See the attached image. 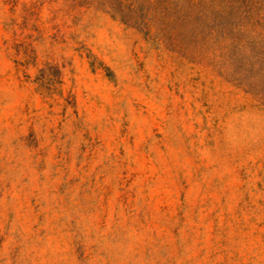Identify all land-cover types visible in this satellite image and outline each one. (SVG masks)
<instances>
[{
  "label": "rangeland",
  "instance_id": "obj_1",
  "mask_svg": "<svg viewBox=\"0 0 264 264\" xmlns=\"http://www.w3.org/2000/svg\"><path fill=\"white\" fill-rule=\"evenodd\" d=\"M0 264H264V0H0Z\"/></svg>",
  "mask_w": 264,
  "mask_h": 264
}]
</instances>
